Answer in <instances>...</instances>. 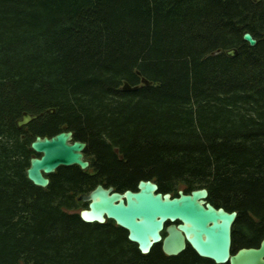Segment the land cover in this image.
<instances>
[{
  "label": "trees",
  "instance_id": "trees-1",
  "mask_svg": "<svg viewBox=\"0 0 264 264\" xmlns=\"http://www.w3.org/2000/svg\"><path fill=\"white\" fill-rule=\"evenodd\" d=\"M64 131L88 168L34 186L31 143ZM143 180L264 240V0H0V264H210L81 219V195Z\"/></svg>",
  "mask_w": 264,
  "mask_h": 264
},
{
  "label": "water",
  "instance_id": "water-1",
  "mask_svg": "<svg viewBox=\"0 0 264 264\" xmlns=\"http://www.w3.org/2000/svg\"><path fill=\"white\" fill-rule=\"evenodd\" d=\"M250 47L257 43L245 32L242 36ZM227 55L234 56L233 50ZM35 116L23 115L17 121L22 127ZM83 142L73 141L71 132H60L52 137H39L31 143L35 154L29 161L27 179L36 187L46 188L49 176L60 167L76 166L86 170ZM208 192L200 189L177 197L159 192L151 180L140 181L137 191H115L112 187L96 186L79 200L87 203V209L80 212L86 223L104 224L107 220L128 233V240L138 246L141 254L147 255L160 245L168 257L180 255L188 244L195 253L215 264H264V240L258 248H242L231 254L232 228L236 212L215 209L207 202Z\"/></svg>",
  "mask_w": 264,
  "mask_h": 264
},
{
  "label": "flooded vegetation",
  "instance_id": "flooded-vegetation-1",
  "mask_svg": "<svg viewBox=\"0 0 264 264\" xmlns=\"http://www.w3.org/2000/svg\"><path fill=\"white\" fill-rule=\"evenodd\" d=\"M209 204H211V203H209ZM215 209H219V208H222V209H224L225 211H227V212H229V213H231L232 211H229L228 209H226V208H224V207H220V206H216V205H214V204H211ZM237 214V213H236ZM261 242V241H260ZM260 244V243H259ZM259 247V245L258 246H254V247H246V246H244L243 245V242H237V241H235V239H234V234H233V232H232V245H231V254H234V253H236L239 249H242V248H258ZM182 253H188L190 256H192V257H194V258H197L198 260H201V261H203V262H208V263H210V264H215L214 262H212L211 260H208V259H203V258H201V257H199L196 253H195V251L187 244L186 245V249L182 252ZM181 253V254H182Z\"/></svg>",
  "mask_w": 264,
  "mask_h": 264
}]
</instances>
